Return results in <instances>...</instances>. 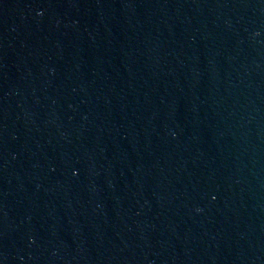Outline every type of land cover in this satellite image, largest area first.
<instances>
[{"label": "water", "instance_id": "water-1", "mask_svg": "<svg viewBox=\"0 0 264 264\" xmlns=\"http://www.w3.org/2000/svg\"><path fill=\"white\" fill-rule=\"evenodd\" d=\"M0 264H264V0H0Z\"/></svg>", "mask_w": 264, "mask_h": 264}]
</instances>
